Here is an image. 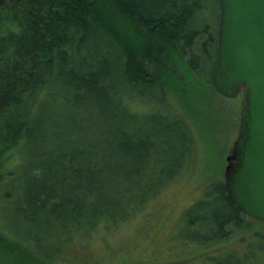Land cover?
Listing matches in <instances>:
<instances>
[{"label":"trees","instance_id":"trees-1","mask_svg":"<svg viewBox=\"0 0 264 264\" xmlns=\"http://www.w3.org/2000/svg\"><path fill=\"white\" fill-rule=\"evenodd\" d=\"M219 14L218 0H0V264H71L75 239L92 257L127 247L111 239L195 173L178 238L213 264H264L261 222L219 172L237 128L211 81ZM248 231L244 252L223 248Z\"/></svg>","mask_w":264,"mask_h":264},{"label":"water","instance_id":"water-1","mask_svg":"<svg viewBox=\"0 0 264 264\" xmlns=\"http://www.w3.org/2000/svg\"><path fill=\"white\" fill-rule=\"evenodd\" d=\"M216 67L222 96L243 90L237 135L226 155V195L245 216L264 223V0H218Z\"/></svg>","mask_w":264,"mask_h":264},{"label":"rangeland","instance_id":"rangeland-1","mask_svg":"<svg viewBox=\"0 0 264 264\" xmlns=\"http://www.w3.org/2000/svg\"><path fill=\"white\" fill-rule=\"evenodd\" d=\"M220 100L223 101L224 106L228 107L227 110L230 109L237 115L238 128L239 110L244 101L243 91H240V94L233 100ZM237 128L234 132L232 131L231 135L229 134L230 144L219 170L222 180L223 169L226 165L225 157L236 138ZM222 144L224 145V142ZM201 172H204L202 167ZM205 177L204 174L195 173L193 178L175 185L167 194L157 198L159 206H157L156 211H152L145 218L139 216L135 223L122 229L117 233V236L114 235L116 237L111 239L116 242L127 241L129 243L127 247L111 248V250L103 248V252L92 257L90 256L91 250L96 243L75 239L73 243L67 246L74 257L71 264H112L121 261H126L125 264H213V260L207 259L210 253L206 251V256L201 246L193 242H188V245L185 246L183 241L178 238L180 237L178 234L183 232L179 220L181 211L201 197L203 182L206 181ZM254 229H259L264 235V223H256ZM249 231L242 233V235L244 234L243 241L236 239L235 242L227 243L223 248L244 252L248 241L252 242L253 233ZM112 243L116 244L113 241ZM97 244L100 245L98 242ZM214 253L217 252L212 251L211 254L218 256Z\"/></svg>","mask_w":264,"mask_h":264}]
</instances>
